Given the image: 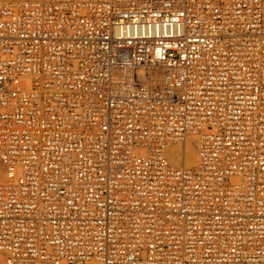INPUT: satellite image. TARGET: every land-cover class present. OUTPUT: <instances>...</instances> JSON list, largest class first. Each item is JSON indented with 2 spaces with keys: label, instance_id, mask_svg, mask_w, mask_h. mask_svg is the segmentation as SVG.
<instances>
[{
  "label": "built area",
  "instance_id": "1",
  "mask_svg": "<svg viewBox=\"0 0 264 264\" xmlns=\"http://www.w3.org/2000/svg\"><path fill=\"white\" fill-rule=\"evenodd\" d=\"M0 264H264V0H0Z\"/></svg>",
  "mask_w": 264,
  "mask_h": 264
},
{
  "label": "bare ground",
  "instance_id": "2",
  "mask_svg": "<svg viewBox=\"0 0 264 264\" xmlns=\"http://www.w3.org/2000/svg\"><path fill=\"white\" fill-rule=\"evenodd\" d=\"M172 159L177 165H184L186 167L194 166L198 162L197 150L190 140L182 146L177 144L171 151ZM183 162V163H182Z\"/></svg>",
  "mask_w": 264,
  "mask_h": 264
},
{
  "label": "rangeland",
  "instance_id": "3",
  "mask_svg": "<svg viewBox=\"0 0 264 264\" xmlns=\"http://www.w3.org/2000/svg\"><path fill=\"white\" fill-rule=\"evenodd\" d=\"M183 163V162H182ZM183 165V164H182Z\"/></svg>",
  "mask_w": 264,
  "mask_h": 264
}]
</instances>
